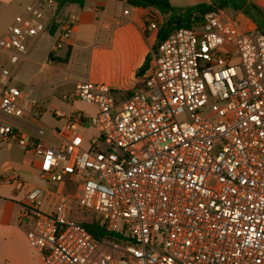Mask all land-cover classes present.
I'll return each instance as SVG.
<instances>
[{"label":"built area","instance_id":"1","mask_svg":"<svg viewBox=\"0 0 264 264\" xmlns=\"http://www.w3.org/2000/svg\"><path fill=\"white\" fill-rule=\"evenodd\" d=\"M244 19L215 9L201 30H173L127 95L83 78L72 98L96 112L54 109L65 120L57 142L42 126L32 135L0 123V145L18 143L39 159L40 177L59 184L53 192L19 174L11 181L24 192L20 217L32 222L27 238L43 264H264V33ZM55 26L60 49L71 21L56 0H37L0 37L4 115L38 107L35 84L13 85V70ZM87 124L99 133L88 148L78 132ZM66 180L75 197L63 193ZM72 204L116 234L97 240L69 217Z\"/></svg>","mask_w":264,"mask_h":264},{"label":"crops","instance_id":"2","mask_svg":"<svg viewBox=\"0 0 264 264\" xmlns=\"http://www.w3.org/2000/svg\"><path fill=\"white\" fill-rule=\"evenodd\" d=\"M35 1L37 0H0V14L8 18L0 19V37L12 25L15 17ZM212 1L170 0V3L173 7L184 9ZM250 3L262 11L263 16L260 18L264 19V0H246L244 12ZM125 10H129V13L125 14ZM62 12L72 24L70 40L62 48H56L60 30L56 26L52 27L31 42L27 59L13 70L15 76L20 69L30 70L29 67L32 66L38 68L36 77L18 83L23 91L35 84L31 96L37 100L38 107L31 106L30 114L22 117L6 116L0 111V123L32 135H36V128L42 126L46 129L44 138L48 141H54L51 139H56L53 130L62 129L65 124L64 119L54 116V109L66 113L78 110L89 115L96 112V107L94 111L77 109L78 103L64 98L69 97V93L57 100L55 90L67 81L74 83L75 90L77 83L83 78L106 84L123 96L138 90L142 87L146 74L140 75L138 71L147 57L152 58L149 67L151 66L153 53L157 51L154 49L160 43L161 27L167 20L164 19L166 15L159 11L133 6L127 0H87L83 7L70 4L64 6ZM244 12L241 11L239 15H245ZM149 17L155 18L152 20L157 22V28L151 27ZM248 18L244 20L252 22L262 31L255 12H251ZM51 54L52 58L49 57ZM76 67L86 71L77 72L78 77L72 78ZM69 70L72 73L68 76ZM20 150L23 152L22 156L18 153ZM38 165L39 159L26 153L18 143L1 142L0 264H43L42 255L30 245L27 238V230L32 222L20 217L24 192L17 191L11 182L16 174L23 178L25 172L33 173L38 170ZM10 169H13V174H10Z\"/></svg>","mask_w":264,"mask_h":264},{"label":"trees","instance_id":"3","mask_svg":"<svg viewBox=\"0 0 264 264\" xmlns=\"http://www.w3.org/2000/svg\"><path fill=\"white\" fill-rule=\"evenodd\" d=\"M60 7L63 8L66 5L76 4L81 7L85 6L87 0H56ZM129 4L141 7V8H151L159 11L163 15L168 16V19L161 27L159 33V41L166 39L169 34L178 28H193L202 23L201 19L205 15L215 9L225 10L231 7L234 11L244 12V6L246 5V0H213L210 3H200L192 7L184 8V12L181 14L175 13V8L171 5L170 0H134L128 1ZM245 15L250 17L251 12H255L258 17L263 16L262 11L253 3L247 5ZM260 30V29H259ZM262 32V31H261ZM264 33V32H263ZM157 47L154 49L156 51ZM52 58V54L49 56ZM152 58L147 57L143 67L138 71V73L144 74L149 68ZM94 220L83 221V225L93 234L97 240L111 239L116 233H111L107 230L106 224L102 223L95 215Z\"/></svg>","mask_w":264,"mask_h":264},{"label":"rangeland","instance_id":"4","mask_svg":"<svg viewBox=\"0 0 264 264\" xmlns=\"http://www.w3.org/2000/svg\"><path fill=\"white\" fill-rule=\"evenodd\" d=\"M174 8H175V13L176 14H181V13L184 12V10L182 8L175 7V6H174ZM225 11L229 15H233V16H236V15H238L240 13L238 11H234L231 7L225 9ZM0 19H8V18H6V17L4 18L0 14ZM164 19H168V16L164 17ZM256 20L259 23V25L261 27V30L264 32V19H262V18H260V17H258L256 15ZM193 28H197L198 30H201L198 27H193ZM83 66H85V65L83 64ZM29 68H30V70H24V69L18 70L16 72L14 78H13L14 80L12 81V84L13 85H17L20 89H22V86H20L18 84L20 81L21 82H27V80H29L30 78L36 77L35 74H37L36 72H37L38 68H35L34 66L29 67ZM74 70H75V72H74V76H72V78L78 77L79 74L77 72L80 73V72L86 71V70H84L81 67H76V68H74ZM74 86L75 85H74V83L72 81L64 82L63 85L61 86V88H57L55 90V92H54L57 100H59V98L63 94L69 93L68 95L70 97L69 98L70 102L74 101L73 98H72V95H73V93L75 91L74 90ZM110 88H112V87H110ZM74 102L78 103L76 105L77 109H84V110H87V111H94L95 110V106L83 104V103H81L79 101H74ZM78 132L84 137V147H86V148L89 147V144H90L89 139L92 138V137H98V135H99L98 131L94 127H92L90 124H87L86 127H82ZM51 139L54 140V142H57V139H55L54 137H52ZM101 148L104 149L105 146L103 145ZM18 153L22 156L23 152H21V150H20V152H18ZM10 172H11L10 174H13V172H14L13 169H10ZM24 174L25 175H24L23 179L25 181L33 184V185L40 186V187H49L50 190L53 191V192H56V190L59 188V184L58 183H55V182L50 183L48 180L42 179L40 177V173H39V171L37 169L34 170L33 173L28 171V172H25ZM212 183H214V181H212ZM63 193L68 195V196H70V197H75V195L78 193L77 186L74 185L71 181L66 180L65 186L63 188ZM71 208L73 209V212L69 216L70 218H74L75 220L82 221V222L84 220L91 222V221H93L95 219L92 214L85 213L80 208H78V205H76V204H72ZM43 209L44 210H50V207H48L47 205H43Z\"/></svg>","mask_w":264,"mask_h":264},{"label":"water","instance_id":"5","mask_svg":"<svg viewBox=\"0 0 264 264\" xmlns=\"http://www.w3.org/2000/svg\"><path fill=\"white\" fill-rule=\"evenodd\" d=\"M127 1H134V0H127ZM203 20H204V18L201 19V21H203Z\"/></svg>","mask_w":264,"mask_h":264}]
</instances>
